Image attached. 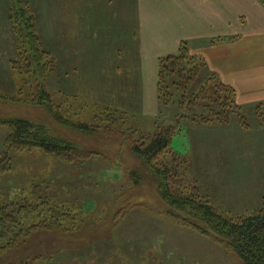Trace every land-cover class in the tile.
I'll return each mask as SVG.
<instances>
[{
	"label": "rangeland",
	"instance_id": "rangeland-1",
	"mask_svg": "<svg viewBox=\"0 0 264 264\" xmlns=\"http://www.w3.org/2000/svg\"><path fill=\"white\" fill-rule=\"evenodd\" d=\"M24 1L34 12V31L48 65L45 74H34L31 43L19 44L9 22H0V119L22 117L51 124L56 133L78 140L81 150L96 153L66 161L37 147L12 148L6 142L10 128L0 123V233L4 235L0 264H244L222 244L182 225L159 201L149 177L134 185L130 173L138 163L131 144L143 133L153 137L170 128L175 131L171 147L160 161L173 165L177 186L234 218L262 207V64L242 68L247 75L240 74L242 70L220 75L196 54L204 52L195 49L200 45L183 41L185 50L203 67L182 75L173 71L177 65H171L154 105L138 100L135 78L149 76L147 63L141 75L125 70L99 74L100 62L112 53L110 42L116 41L112 36L121 32L119 22L85 23L76 42L71 34V0ZM108 5L106 0L90 4L92 18H118L114 11L106 13ZM247 44H238V55ZM251 46V51L259 50L261 42ZM226 56L220 63H229V53ZM78 57L80 68L71 72ZM212 75L222 84L219 92L201 89ZM42 88L50 93L55 110L90 124L95 134L57 125L37 102ZM110 94L131 97L124 117L103 114L101 99ZM214 113L229 120L213 122ZM42 221V227L37 226Z\"/></svg>",
	"mask_w": 264,
	"mask_h": 264
},
{
	"label": "crops",
	"instance_id": "crops-1",
	"mask_svg": "<svg viewBox=\"0 0 264 264\" xmlns=\"http://www.w3.org/2000/svg\"><path fill=\"white\" fill-rule=\"evenodd\" d=\"M92 1L71 0L73 40L78 42L85 23L119 22L121 32L112 36L116 37V41L110 42L112 53L107 60L100 62L99 74H119L125 70L141 75L140 70L147 63L151 66L149 76L135 78L138 100L157 104L159 59L178 54L183 41L200 45L195 49H204L205 53L196 54L202 56L210 69L220 75L239 74V70H242L240 74L247 75V71L242 68L248 69L258 64H262L264 68V0H106L109 4L106 13L112 15L115 12L118 18L111 17L110 20L103 21L92 18L90 4H99L100 0ZM22 3L26 4L24 0H0V22H9V27L13 28V9L20 7ZM93 12L95 14V9ZM66 16L68 17L67 13ZM12 39L11 36V41ZM66 40L65 35V42ZM241 42L249 44L242 47L245 49L240 51L239 57L238 49L241 46L238 44ZM260 42L259 50L251 51L252 46L249 45ZM86 48L85 52L89 47ZM226 53H229V63H220L222 57H227ZM79 57L82 58L81 55ZM79 57L73 63L71 72L80 68ZM242 62L247 64L243 65ZM5 63L3 66L7 67L8 64ZM251 72L250 70L249 73ZM130 99L129 95L111 98L110 94L107 99L101 100L105 110L116 108L127 114Z\"/></svg>",
	"mask_w": 264,
	"mask_h": 264
},
{
	"label": "trees",
	"instance_id": "trees-1",
	"mask_svg": "<svg viewBox=\"0 0 264 264\" xmlns=\"http://www.w3.org/2000/svg\"><path fill=\"white\" fill-rule=\"evenodd\" d=\"M35 22L36 18L30 4L22 3L20 7H14L13 29L17 41H19V44L31 43L28 52L31 54L33 66L37 69L34 74H45L44 70L48 65L46 59L48 58L45 55V50L41 48L39 35L34 31ZM22 27L23 31H21ZM27 29L28 31H26ZM183 43H181L178 54L165 56L159 61L158 93L163 91L162 84L165 82L164 79L167 73L172 72L170 70L171 65H177V68H174L173 71L181 72L182 75H185L184 72H187V75L189 72L192 74L196 72V69L203 67L199 62L196 63V56L185 50L186 46ZM19 52L20 54L24 53V51ZM11 63L13 69L17 68L14 64L15 60H12ZM223 86L225 85L223 84ZM220 87H222L221 82L212 75L208 79V83L203 85L201 89L208 88L214 90V92H219ZM13 100L23 101L21 98ZM37 102L47 108L57 120V125L87 135L95 134V127L90 126L88 123L76 122L64 116L60 111L55 110L52 97L46 89L42 88L40 90ZM103 114L124 117V112L116 108H106ZM221 115L214 113L211 119L213 122H227L229 120L227 118L222 119ZM224 116H227V114ZM0 123L10 128L11 132L6 142L12 148L37 147L66 161H79L90 154L96 153L95 151L81 150L78 140L56 133L51 124L48 123H38L22 117L0 119ZM174 133L175 131L170 128L163 132L160 131L153 137H148L143 133L140 138L132 142L131 153L138 163V167L131 170L130 173L134 185H141L143 179L149 177L153 182L154 191L159 201L168 207L173 215L181 219L182 225L198 230L213 241L222 244L228 251L235 253L244 264H264V200L262 207L234 218L218 212L209 201L201 199L191 192H186L182 187H179L180 185L177 186L176 180H173L176 177L173 165L168 160L160 161V157L170 149ZM41 223L43 221L39 222L37 226L42 227ZM24 234L29 235L26 231H24ZM3 237L4 235L0 233V240ZM8 244H11L10 240ZM1 249H3V246Z\"/></svg>",
	"mask_w": 264,
	"mask_h": 264
}]
</instances>
